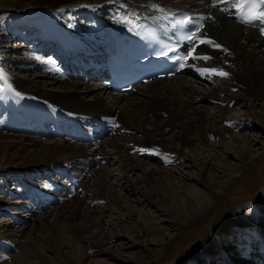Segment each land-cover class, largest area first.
<instances>
[{
    "label": "bare ground",
    "instance_id": "1",
    "mask_svg": "<svg viewBox=\"0 0 264 264\" xmlns=\"http://www.w3.org/2000/svg\"><path fill=\"white\" fill-rule=\"evenodd\" d=\"M4 1L6 0H0V10L18 9L25 0H9L8 4H4ZM33 1H36V6L44 7L46 10L61 9L59 12L63 19L64 16H79L80 12H84L88 14L89 21L85 26L71 30L62 28L56 16L53 18L45 12L46 20L43 25H35L38 28V39H42L46 45L43 46V50L51 49L54 55H45L46 59L43 60L37 56L40 72L41 74L51 73V78L56 80L55 83L46 79L44 75L28 76V74L18 77L17 74L5 70L6 63L3 64V69L0 67V73L3 76L0 79V172L7 169L25 170L28 173L45 171L49 173L48 176H54L65 171L71 173V178L79 179L81 187L76 186V191L79 190L80 193L75 195L71 187L68 189L73 196L68 198L70 199L68 202L62 203L63 205L54 213L52 221L46 222L47 220L43 219L45 222L41 228L39 227L40 235L31 236L29 235L31 232L26 235V229L19 230L21 234H24L26 242L22 246L19 245L17 254L0 264H39L46 259L39 252L40 248L48 250L55 258H59L60 255L64 257L63 260L80 264L87 258L89 250H98V254L107 252L102 249L107 239L100 240V237L96 239L100 231L96 234L95 229L101 227L103 223L101 217L105 213H114L113 201L116 202L117 196L113 194L111 198L109 196L111 206L105 203L100 204L101 206L87 205L81 198L89 193H96L100 197L107 196L106 190L114 184L115 180L111 179L113 181L108 182L112 176L103 165L113 155L118 158V166L122 169L129 170L136 167L141 169L139 163L135 162L136 153L142 152L139 151L140 149H148L149 151H143V153L158 155L157 157L165 163L175 160L180 163V167H193L196 173L193 175L186 172V181H194V184L198 183L201 187L212 189L210 182L203 180L202 174L209 161H214L217 157L214 156L217 153H213L215 147L218 144L223 145V141L228 137L239 145L242 141L238 140L239 135H234L233 130L243 127L251 128L249 123L257 116V113H261L255 111L254 107L255 103L264 97V34H261L264 23L257 28L240 25L235 15L231 13L230 7H212L216 0ZM152 3L159 5L163 11L151 8ZM176 10L190 11L201 16L198 20L201 21L202 27L196 36L197 39L188 48V52L195 49L196 56H208L211 59L189 57L188 69L185 73L190 72L194 76L210 80L213 83L210 94L203 95L184 81L183 77L177 78L178 75H176L138 86L136 87L138 89L131 90L127 93L128 95L125 94L126 96L109 93L111 98L104 101L102 93L107 91L105 83L97 81L88 85L85 84V80L88 79L73 78L64 73L61 61L70 60L71 54L98 53L100 48L111 42L114 36L128 34L138 18L147 16L159 21L166 17L167 12ZM74 16L67 22L74 21ZM125 16L128 17L129 22H122ZM216 17L217 20H215ZM202 39H210L222 47L215 48L209 44L200 43ZM226 39L232 41V46L228 47L224 43ZM57 45L60 48H57ZM6 46L2 45L5 48ZM35 46L39 48H37L39 51L40 46L36 44ZM4 52L0 50V54ZM65 55L67 58L64 59ZM45 56L42 55L41 58ZM5 59L8 58L5 56ZM16 68V65H13V69ZM202 68H215L227 72L228 75L201 74L197 69ZM61 80L63 82H60ZM71 80L74 81L70 82ZM53 83L56 88L52 87ZM238 99L247 110L245 114L230 113L229 104ZM202 100L212 101L216 105L209 110H201ZM92 119H100L108 123L112 131L109 134L110 137L104 143H100L103 140H99V130L94 129L93 132H96L94 147H88L81 139L79 124H86ZM92 125L96 126V123ZM43 135H49L51 140L42 141L39 136ZM244 142L250 141L246 138ZM245 146L243 147L248 149L249 146L247 144ZM84 147L90 148L88 153H84ZM10 151L14 154L11 155ZM227 152L238 160L241 170L244 167L249 169L244 155L229 151L220 154ZM203 153L204 156H202ZM79 157L93 159L94 162L89 164L98 169L89 168L91 170L88 172L94 171L93 174L98 176V180L92 183L89 180L82 181V174L79 175L77 171L80 169L84 171L82 166L87 164L79 162ZM261 157L264 158V153L260 154L256 160L259 161ZM132 162L135 164L133 165ZM219 166L214 167L213 176H217L215 173L220 169ZM175 169L173 167L169 171L173 170L174 173ZM238 177L242 178L240 181L247 179L246 169ZM143 178L145 180L144 176ZM175 179L176 181H173L175 184H181L182 179L178 177ZM47 180L42 181L45 184L39 187L41 194L39 193L38 196L41 197L43 206L36 208L45 209L49 203L54 205L59 198V195L54 192L55 182ZM59 186H61L60 183ZM181 191L183 198L178 200L185 208L183 209L186 213L185 219L199 220V224L200 221L201 224L208 222L207 218L199 219L205 214L204 212L211 209V200L208 202L207 198L200 193L202 189L190 188ZM210 196L212 200L222 197V195L218 197V193L215 192ZM142 199L148 204H153L150 195H143ZM7 201L0 199V205L4 206L5 203L9 206L10 202ZM28 202L34 205L32 200ZM153 206L157 214L152 217L151 223H147L141 216H139V223L152 224L157 220L168 219L166 214H173L171 213L172 205L167 207L157 202ZM46 213L50 215L49 211L44 214ZM241 213L247 214L245 211ZM81 214L84 216L80 218ZM107 216L110 217V215ZM32 218L37 220L36 217ZM110 218L118 217L111 215ZM181 220L184 219L181 218ZM135 231L139 233L140 228L135 226ZM122 233L121 236H128L127 233ZM86 235L89 239H85ZM34 236H38L39 241H35ZM11 244L12 247L15 246L14 243ZM217 250H219L218 247ZM205 264L208 262L205 261Z\"/></svg>",
    "mask_w": 264,
    "mask_h": 264
},
{
    "label": "rangeland",
    "instance_id": "2",
    "mask_svg": "<svg viewBox=\"0 0 264 264\" xmlns=\"http://www.w3.org/2000/svg\"><path fill=\"white\" fill-rule=\"evenodd\" d=\"M3 3L8 4L9 0ZM36 5V1L25 0L18 9L0 10V50L5 51L4 54H0V67L3 69V64L6 63L5 70L17 74L18 77L19 75L28 74V76L44 75L46 79L55 83L56 80L51 78V73L41 74L40 72L37 56L43 60L46 59V56L54 55L51 49H49L50 51L43 50V46L46 45L42 39H38V28L35 25H43L46 20L44 14L48 12L51 17L55 18L56 16L59 19L62 28L76 30L78 27L87 24L89 21L88 14L80 12L79 16L75 15V17L73 15L74 21L72 23L67 22V20L70 21L73 16H64V20L59 12L61 9L56 11L54 8H49L52 10H46L44 7ZM215 20H217V17ZM224 43L228 47L232 46L230 39L224 40ZM35 44L40 46L39 51H37L39 48ZM2 45L7 46L5 48ZM57 48H60L59 45H57ZM42 55L46 56L41 58ZM5 56L8 58L7 60ZM13 65H16L17 68L13 69ZM179 77H183L184 81L188 82L197 91L199 90L198 92L203 95H208L212 91L213 83L206 78H199L190 72L181 73L177 76V78ZM72 81L74 80L70 82ZM85 81L84 83L88 85L97 82ZM53 84L52 87L56 88ZM110 94L108 90L102 93L104 101L111 98ZM220 97L222 96L220 95ZM262 103H264V97L258 103H255L256 105L254 104V110L263 113H257V116L251 120L249 123L251 128L243 127L233 130L234 135H239L238 140L241 139L242 141L239 145L231 137H228L223 141V145L218 144L215 147L213 153H217L214 155L217 157L214 161H209L206 170L202 174L203 180L210 182L212 186L210 190L204 186L201 187L198 183L194 184V181H186V172L194 175L196 170L191 166L180 167V163L175 160L165 163L157 157L158 155L136 151L135 162L139 163L141 169L136 167L125 170L118 166V158L113 155L103 165L112 176L108 179V182L115 180L114 186L110 185L106 190L107 196L100 197L96 193H89L81 198L85 200L87 205L99 206L105 203V205L111 206V194L117 196L116 202L113 201L115 205L114 213H105L101 217L103 222L101 227L95 229L96 234L100 231L96 239H99V237L100 240L102 238L107 239L102 245V249L107 252L98 254V250H89L87 251V258L80 264H205V261L208 264H264V158L261 157L259 161L256 160L260 154L264 153V104ZM201 105V110H209L216 104L212 101L202 100ZM228 107L232 114H245L247 112L240 99L230 103ZM109 137L110 135L102 139L103 141L101 140L100 143H104ZM39 138L42 141L51 140L49 135L39 136ZM246 138L250 141L249 143L244 142ZM210 141L212 142V140ZM245 144L249 146L248 149L245 148L247 147ZM88 149L90 148L84 147V153H88ZM224 151L244 155L249 169L244 167L241 170L238 160L232 154L228 152L220 154ZM10 153L11 155L14 154L13 151H10ZM202 156H204V153ZM78 160L82 164H87L81 165L84 171L81 169L77 171L79 175L82 174V181L89 180L92 183L94 180H98V176L93 174L94 171L88 172L92 168L98 169V167L89 164L94 162L93 159L79 157ZM135 162H132L133 165ZM215 166L220 167L218 172L215 173L217 176L212 174ZM173 167L176 168L174 173L173 170L169 171ZM244 169H246L248 178L240 181L242 178L238 176L241 175ZM48 174L45 171L28 173L25 170L16 169H7L0 172V199L10 202L9 206L5 203L4 206L0 205V262L11 259L13 255L19 252V245L22 246L26 242L24 234H21L19 230L26 229V235L30 232L29 235L31 236L40 235L39 230L45 222L43 219L47 220L46 222L52 221L54 213L63 205L62 203L68 202L70 200L68 198L73 196L67 190L57 193L59 195L58 200L54 205L49 203L45 209L36 208L33 207L32 203H27V201H30L28 195L30 188L21 189L19 188L20 185L23 182L35 186L41 185L42 181L47 180ZM175 177L182 179L181 184L173 182L176 181ZM184 185L186 186L183 187ZM190 188L202 189L200 193L207 198L208 202L211 200V209L204 212L205 214L199 218H207L208 222L201 224L200 221L199 224V220L185 219V208L181 205V202L179 203V200L183 198L181 190ZM37 191L39 190H34L33 194L35 195ZM213 192L218 193V197L221 195L224 197L212 200L210 195ZM76 193L79 194L80 191L74 192V195ZM143 195H150L153 204L158 202L167 207L172 205L171 213L173 214H166L168 219L157 220L152 224L143 225L139 223V216L144 217L147 223H151L150 220L157 214L153 204H148L142 199ZM116 210H119L120 213ZM46 211H49L50 215L44 214ZM242 211L247 214H242ZM236 213H239V215H236ZM107 215L118 218H110ZM83 216L84 214H81L80 218ZM32 217H36L37 220ZM135 226L140 228L139 233H136ZM122 232L127 233L128 236H121ZM84 237L89 239L86 238L89 237L88 235ZM35 241H39L38 236L35 237ZM11 243H14L15 246L12 247ZM217 247L219 250H217ZM62 250L64 251L65 248ZM63 251L61 252L63 253ZM39 252L46 258L44 259L46 264H76V262L71 261L70 263L66 259L63 260L64 257L60 255L59 258H55L53 254L43 248H40ZM44 262L41 261L39 264H45Z\"/></svg>",
    "mask_w": 264,
    "mask_h": 264
},
{
    "label": "snow or ice",
    "instance_id": "3",
    "mask_svg": "<svg viewBox=\"0 0 264 264\" xmlns=\"http://www.w3.org/2000/svg\"><path fill=\"white\" fill-rule=\"evenodd\" d=\"M110 2H111V0H110ZM216 2L227 3V2H229V0H216ZM261 5H264V0H235L233 6L238 8V9L244 10L243 11V16H244L243 22L251 23L254 20H260V21L264 22V9L261 8ZM121 6H123V5H121ZM150 6L153 9H158L160 11H163V9H160L159 5H157L155 3H152ZM257 9H260V10L257 11ZM122 22H129L128 17L127 16L123 17ZM178 23H180L182 25H186V24L192 23V20H191V17H185L184 19L178 21ZM261 34H264V28L261 29ZM185 39L194 40V39H197V37H196L195 33H193L192 36L185 37ZM200 43L209 44L215 48H221L222 47L221 45L215 43L214 41H212L210 39H202V40H200ZM175 51H176L175 48L168 46L167 51H162L161 54L164 56H168V54L170 52H175ZM224 51H227V49H224ZM189 57H191L192 59H204V60L211 59V57H208V56H203V57L196 56L195 55V49L190 50L187 53V55H180V56L171 57V58H174L176 60H187ZM184 66H185L184 64H181V67H184ZM197 71H199L201 74L210 73L213 75H221V76H227L228 75L227 72H224L222 70H217L215 68H211V69L202 68V69H197ZM2 78H3L2 73H0V79H2ZM16 94L20 95L19 93H16ZM139 151L143 152V151H149V150L148 149H140Z\"/></svg>",
    "mask_w": 264,
    "mask_h": 264
}]
</instances>
